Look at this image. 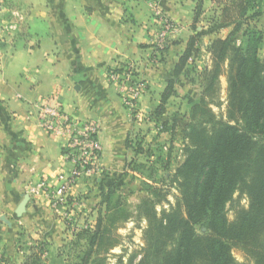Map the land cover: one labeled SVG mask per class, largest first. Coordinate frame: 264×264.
<instances>
[{"label": "crops", "instance_id": "crops-1", "mask_svg": "<svg viewBox=\"0 0 264 264\" xmlns=\"http://www.w3.org/2000/svg\"><path fill=\"white\" fill-rule=\"evenodd\" d=\"M230 1L0 0V264L62 263L67 235L96 229L102 192L124 172L128 143L142 126L137 110L150 115L160 106L156 119L166 118L183 86L186 68L176 76V67L194 38L195 52H205L204 68L210 67V44L236 27L226 14ZM163 19L174 29L161 48ZM251 25L264 30V4ZM236 38L245 40L242 33ZM128 64L143 84L132 106L109 78ZM172 81L175 94L164 100ZM47 100L100 128L99 167L72 182L68 205L53 199L75 165L65 155L67 139L41 126ZM41 183L47 190L32 192Z\"/></svg>", "mask_w": 264, "mask_h": 264}, {"label": "trees", "instance_id": "trees-1", "mask_svg": "<svg viewBox=\"0 0 264 264\" xmlns=\"http://www.w3.org/2000/svg\"><path fill=\"white\" fill-rule=\"evenodd\" d=\"M263 4L264 0H231L225 8L236 27L226 39H216L209 46L212 64L203 69L202 94L196 102L189 100L184 161L173 177L185 213L178 204L159 215L154 206L162 200H144L147 248L139 264H240L233 257L235 246L244 250L249 259L245 264H264V30L251 25L262 15ZM237 33L244 36L241 43ZM195 43L196 38L180 58L176 76L197 51ZM223 72L226 119L215 115L207 101L218 102ZM174 94L172 81L164 100ZM238 191L247 196L249 206L230 223L226 207ZM115 193L109 188L103 197L110 202ZM115 209L100 212L90 235L95 258L90 262L87 253L83 264H103L101 248L117 247L112 233L118 220L106 223L118 214Z\"/></svg>", "mask_w": 264, "mask_h": 264}, {"label": "rangeland", "instance_id": "rangeland-1", "mask_svg": "<svg viewBox=\"0 0 264 264\" xmlns=\"http://www.w3.org/2000/svg\"><path fill=\"white\" fill-rule=\"evenodd\" d=\"M193 56H195V59L188 63L184 74H182L183 86L180 90V97L173 100L171 104L169 103L170 109L166 118L156 119L157 112H160L158 108L160 106H154V110L150 115L137 110V113L141 114V118L137 115L135 119L142 126L139 127V130L134 131L136 135L128 143L131 154L127 160L126 168L118 177L117 182L102 192L107 193L109 188L116 191L110 202H107L102 194L101 212L103 213L108 207L114 208L116 206L115 210L118 213L115 214L116 216L112 215L113 218L108 217L106 221L107 224H110V222L114 223L115 220H118L115 221L116 227L114 229H116L112 233L114 234L113 238L118 239V245L111 250L101 248L100 252L102 253L100 255L102 256L100 258L103 257L106 261L103 264H139L145 256L147 248L145 231L148 227V218L144 209L141 208L145 199L162 200L154 206L159 215L163 211L167 212L172 207L178 206V204L182 208L181 194L177 185L173 182V177L177 168L184 161L186 126L190 122L189 115L191 113L189 100L196 102V98L203 92L201 87L203 69L208 61L207 55L203 51L195 52ZM261 56L264 58V48ZM211 64L210 59L209 66ZM219 81L218 102L210 99L207 101H210L209 107L215 115L226 119V73L223 72V75L219 77ZM162 131L165 133L160 135V133H163ZM99 163L100 161L95 165L94 171L98 169ZM248 206L247 196L238 191L227 204L228 221L233 223L238 216V212L248 209ZM182 212L185 213V209L182 208ZM117 216L119 217L116 219ZM92 222V225L97 226L96 218ZM197 230L199 234V229L197 228ZM94 231L84 229L68 234L65 239L66 244L60 250L62 263L59 264H83L84 259L87 258V253L90 254L89 261L91 262L95 258L90 252V235ZM105 250L107 251L104 252ZM91 251H94V249ZM232 253L236 262L240 264L249 262L242 248L235 246L232 248ZM63 261L65 262L63 263Z\"/></svg>", "mask_w": 264, "mask_h": 264}, {"label": "built area", "instance_id": "built-area-1", "mask_svg": "<svg viewBox=\"0 0 264 264\" xmlns=\"http://www.w3.org/2000/svg\"><path fill=\"white\" fill-rule=\"evenodd\" d=\"M163 20V27L157 42L161 48L166 45L168 34L174 29V26L167 19ZM109 74L110 81L117 83L121 92L124 93L126 104L132 106L143 89V84L134 80L135 66L128 64L117 67ZM40 121L42 128L50 136L56 139H67V153L65 155L75 165V169L69 178L66 180L62 178V183L57 190L59 197L53 200L55 206L57 205L56 202H63L68 205L72 182L83 174L92 173L95 165L100 161V128L93 121H82L67 114L58 102L51 100L41 104ZM40 190L46 191L47 185L41 183L39 188L32 190V192L38 193Z\"/></svg>", "mask_w": 264, "mask_h": 264}, {"label": "water", "instance_id": "water-1", "mask_svg": "<svg viewBox=\"0 0 264 264\" xmlns=\"http://www.w3.org/2000/svg\"><path fill=\"white\" fill-rule=\"evenodd\" d=\"M29 200V197L26 196L25 197V200L22 202V204L19 206L18 210H17V214L20 216L22 215V213L24 212V209H25V205L27 203V201Z\"/></svg>", "mask_w": 264, "mask_h": 264}]
</instances>
